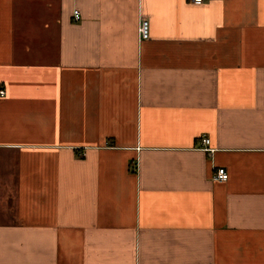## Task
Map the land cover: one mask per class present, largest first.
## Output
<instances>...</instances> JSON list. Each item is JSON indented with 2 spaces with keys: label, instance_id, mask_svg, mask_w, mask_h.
I'll return each instance as SVG.
<instances>
[{
  "label": "crops",
  "instance_id": "crops-1",
  "mask_svg": "<svg viewBox=\"0 0 264 264\" xmlns=\"http://www.w3.org/2000/svg\"><path fill=\"white\" fill-rule=\"evenodd\" d=\"M0 90V264H264V0H0Z\"/></svg>",
  "mask_w": 264,
  "mask_h": 264
},
{
  "label": "built area",
  "instance_id": "built-area-1",
  "mask_svg": "<svg viewBox=\"0 0 264 264\" xmlns=\"http://www.w3.org/2000/svg\"><path fill=\"white\" fill-rule=\"evenodd\" d=\"M192 4L201 5L205 2V0H189ZM215 1V0H209ZM81 19L80 12L78 10H74V21H79ZM149 37V21L145 18H141L138 24V38L139 41L146 40ZM0 94L3 95L4 91L0 90ZM201 142L205 145L209 144V139L207 137L201 138ZM228 173L225 168L218 167L213 171L212 178L213 180L225 181L227 180Z\"/></svg>",
  "mask_w": 264,
  "mask_h": 264
}]
</instances>
